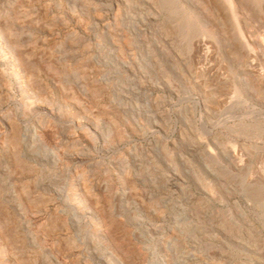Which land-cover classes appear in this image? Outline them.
<instances>
[{
  "label": "rangeland",
  "instance_id": "1",
  "mask_svg": "<svg viewBox=\"0 0 264 264\" xmlns=\"http://www.w3.org/2000/svg\"><path fill=\"white\" fill-rule=\"evenodd\" d=\"M0 264H264V0H0Z\"/></svg>",
  "mask_w": 264,
  "mask_h": 264
}]
</instances>
